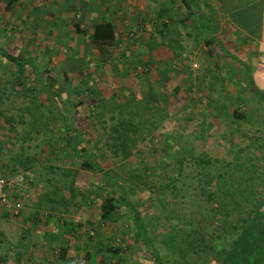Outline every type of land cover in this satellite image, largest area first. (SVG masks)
<instances>
[{"label": "rangeland", "instance_id": "1", "mask_svg": "<svg viewBox=\"0 0 264 264\" xmlns=\"http://www.w3.org/2000/svg\"><path fill=\"white\" fill-rule=\"evenodd\" d=\"M114 2L0 0V48L40 75L0 58V175L24 234L28 215L34 231L50 217L60 233L33 261L60 259L64 246L67 264H227L228 242L264 216V89L206 44L212 33L178 0ZM113 16L117 52L104 64L90 32ZM101 195L114 199L113 224L99 223Z\"/></svg>", "mask_w": 264, "mask_h": 264}, {"label": "crops", "instance_id": "2", "mask_svg": "<svg viewBox=\"0 0 264 264\" xmlns=\"http://www.w3.org/2000/svg\"><path fill=\"white\" fill-rule=\"evenodd\" d=\"M17 1L9 0V3L14 4ZM104 1L107 5L116 4L114 0ZM200 5L203 12L209 11L212 13V16H207L209 27L213 31L210 40L215 39L217 41L216 44L227 57L233 58L234 61L242 65L243 72L249 76L251 86L258 83L261 89H264V0H202ZM103 19L96 23H111L116 36H118L120 25L116 17H103ZM17 71L20 72L18 69ZM23 72L34 76L30 68H26ZM33 82H35V78ZM255 91L258 92L259 89L256 88ZM33 161L30 162L32 163ZM28 169L29 166L27 165ZM30 169L33 170L32 168ZM3 214H0V248L1 241H3L2 238H5V242H8L7 249L10 250L11 254H8L10 256L6 258L7 264H67L66 259H56L54 261L51 259H40L39 261H33L32 257L37 251H47V249L54 248L53 243L48 241V234H54V236L60 234L59 229H54L55 231H53V226L56 227V225H51V227L48 225L49 223L47 222L51 220L50 217H47L49 220L47 218L42 219L43 223L47 224V227L43 224L40 229H45L46 232L42 236L43 239L39 240L41 243H37L35 240L36 233L40 234V229L34 231V228H36V226H33L35 224L34 216H27L26 221L31 222L32 231L29 234H24L19 228L21 222L17 220L20 213L16 216L17 218H13L10 221L12 222L10 225L4 221ZM3 222L6 225L3 226ZM59 251H61V248H59ZM16 252H19V254ZM0 257H2L1 254Z\"/></svg>", "mask_w": 264, "mask_h": 264}, {"label": "trees", "instance_id": "3", "mask_svg": "<svg viewBox=\"0 0 264 264\" xmlns=\"http://www.w3.org/2000/svg\"><path fill=\"white\" fill-rule=\"evenodd\" d=\"M178 1L188 14V19L196 18L198 26L201 29L208 28L211 33L213 32L209 27L207 15L201 9L200 4L202 0ZM75 28L77 32L82 34V31L78 25H76ZM90 34L91 37L89 45L97 54L100 61L104 64L113 61L117 52V36L113 25L109 22L96 23L92 26ZM213 43H217V41L215 39H213L211 42L206 41V44L209 46ZM0 58L15 66L20 72L26 69L24 67L30 66V69L34 74L35 82L40 84L39 71L34 67V65L28 63L26 58L12 55L4 49H0ZM233 115L237 119L243 118V115L237 112H234ZM66 142L68 145H70L76 156L82 158V167L84 169H98L99 165L95 161H92V159L88 156V154L85 153L84 150L78 149L76 143L71 141L68 136H66ZM124 204L131 212L134 214L136 213L128 201L124 200ZM98 208L100 210L99 223L113 224L115 222L114 216L117 214V207L114 204L113 198L102 195L99 196ZM260 209L264 210V202L260 204L259 211ZM260 212L255 214L259 220H252L251 225H249L248 228L245 226L241 227L239 233H237L235 237L228 242V254L225 256V262L227 264H264V216H262ZM104 249L105 251H110V248ZM114 252L118 253V251L115 250ZM66 254L67 248H61L60 259L64 260ZM6 258V256L0 257V264H7Z\"/></svg>", "mask_w": 264, "mask_h": 264}, {"label": "built area", "instance_id": "4", "mask_svg": "<svg viewBox=\"0 0 264 264\" xmlns=\"http://www.w3.org/2000/svg\"><path fill=\"white\" fill-rule=\"evenodd\" d=\"M16 187H24L23 177H20L15 184ZM0 207L14 216L19 215L22 210V203L12 198L10 187L5 178L0 175Z\"/></svg>", "mask_w": 264, "mask_h": 264}]
</instances>
